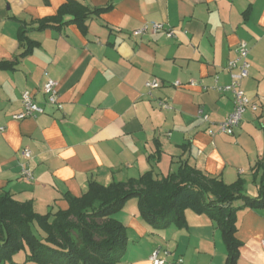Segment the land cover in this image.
<instances>
[{"label": "crops", "instance_id": "0c3cea01", "mask_svg": "<svg viewBox=\"0 0 264 264\" xmlns=\"http://www.w3.org/2000/svg\"><path fill=\"white\" fill-rule=\"evenodd\" d=\"M76 1L90 10L112 7L89 11L84 30L72 21L40 28L41 20L56 15L67 0H0V62L12 64L0 66V126L5 127L0 191L30 201L44 215L67 209L66 194L81 196L93 181L108 185L147 171L162 178L187 162L228 184L243 178L246 194L257 197L264 104L258 111L248 109L233 134L208 129L233 110L230 92L216 85L230 82L226 64L242 40L250 48L243 88L253 101L264 95V0ZM148 22L170 26L174 36L165 31L133 35ZM21 28L33 43L25 55ZM47 76L59 82L62 109L46 102ZM153 77L162 85L148 89L145 83ZM27 89L46 112L14 120ZM162 99L172 108L161 107ZM200 110L209 114V122ZM25 147L33 153L32 179L21 174ZM185 217L184 227L155 229L133 208L125 221L129 243L121 264H151L156 247L183 257L184 264H225L217 223L192 209ZM236 217L237 264H264V207L241 208ZM19 254L4 264H35L27 261V251L23 260L16 259Z\"/></svg>", "mask_w": 264, "mask_h": 264}, {"label": "trees", "instance_id": "16d2710c", "mask_svg": "<svg viewBox=\"0 0 264 264\" xmlns=\"http://www.w3.org/2000/svg\"><path fill=\"white\" fill-rule=\"evenodd\" d=\"M110 7L112 4L90 10L76 0H67L56 15L41 20L40 28L72 21L84 30L89 11ZM25 32L21 28V43L26 44L22 55L33 49ZM7 65L12 64L0 62L1 67ZM255 169L263 171L257 197L246 194L243 178L228 184L187 162L162 178L147 171L138 178L108 185L93 181L81 196L66 194L67 209L44 215L37 213L30 201H18L10 192L0 191V264L13 262L22 249H27V261L35 264H121L129 235L115 214L131 198L138 200L141 219L155 229L186 226L187 209L208 215L221 230L227 250L225 264H237L241 246L237 210L264 207V157ZM237 200L243 201L242 205L236 206Z\"/></svg>", "mask_w": 264, "mask_h": 264}, {"label": "built area", "instance_id": "2783aa9c", "mask_svg": "<svg viewBox=\"0 0 264 264\" xmlns=\"http://www.w3.org/2000/svg\"><path fill=\"white\" fill-rule=\"evenodd\" d=\"M165 31L168 37L174 36V30L170 26L162 22H148L142 24L139 28L132 31L135 36H142L147 33H158ZM250 48L247 41L242 40L237 48L235 49V56L227 61V69L230 71L231 80L229 83L220 85L217 84V90L221 92H230L233 100V110L221 121L217 123L216 128H209L208 132L210 134L224 133L233 134L235 129L241 124L244 114L248 109L253 111H258L261 104H264V95L259 97L258 101L251 100L244 88L243 80L249 75L250 61H249ZM47 75V74H46ZM182 83L176 81L175 85L180 86ZM148 89L158 88L162 85V82L156 78H150L145 83ZM42 90L45 94L46 102L58 109L63 108V104L60 98L59 82L47 76L45 82L43 83ZM22 110L20 112L12 114L14 120H23L30 117H36L38 115L44 114L46 112L45 107L39 104L33 92L29 89L24 90L21 95ZM159 104L165 109L172 108L171 104L167 99L160 100ZM200 115L205 121H210V116L203 110H200ZM5 130L4 126H0V132ZM22 156L24 162L21 164V174L27 179L33 178V170L30 165V160L33 157V153L30 148L22 149ZM262 245L264 248V239L262 240ZM149 260L151 264H184L183 257L174 256L173 252L169 249H163L161 247H156L152 250L149 255Z\"/></svg>", "mask_w": 264, "mask_h": 264}, {"label": "rangeland", "instance_id": "374dc122", "mask_svg": "<svg viewBox=\"0 0 264 264\" xmlns=\"http://www.w3.org/2000/svg\"><path fill=\"white\" fill-rule=\"evenodd\" d=\"M238 202H240V201H237L236 203H238ZM133 208H136L137 210H139V206H138V203H137V198H131V199H129L126 202V204L123 206V208L115 214V217L117 219H118V217H121L120 218V219H122L121 221L126 225V222L125 221L128 218L129 213H131V211L133 210ZM126 227H127V225H126ZM128 235H129V233H128ZM26 251H27L26 249H22V250L18 251L17 253H20L19 254V257H17V258L15 257V258L17 260H20V259L23 260V259H25V257H26Z\"/></svg>", "mask_w": 264, "mask_h": 264}]
</instances>
